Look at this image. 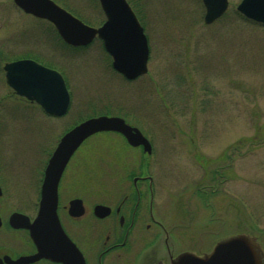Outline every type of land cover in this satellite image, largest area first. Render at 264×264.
I'll return each instance as SVG.
<instances>
[{"label":"rangeland","instance_id":"1","mask_svg":"<svg viewBox=\"0 0 264 264\" xmlns=\"http://www.w3.org/2000/svg\"><path fill=\"white\" fill-rule=\"evenodd\" d=\"M54 1L92 27L105 19L98 0ZM239 1L228 0L207 25L201 0H127L149 44L147 73L127 80L101 40L65 45L47 21L0 0L4 172L35 176L67 129L94 114L117 115L156 146L146 163L160 191L174 194L200 232L209 227L207 242L195 239L197 248L240 231L258 235L264 247V26L239 14ZM32 55L63 74L71 96L63 117H48L6 84L3 64ZM125 145L117 133L101 132L79 147L78 165L65 176L82 181L88 204L112 190V178L141 169Z\"/></svg>","mask_w":264,"mask_h":264},{"label":"flooded vegetation","instance_id":"2","mask_svg":"<svg viewBox=\"0 0 264 264\" xmlns=\"http://www.w3.org/2000/svg\"><path fill=\"white\" fill-rule=\"evenodd\" d=\"M32 56L20 58L36 60L38 57ZM117 134L135 154L137 167L141 169L112 178L115 184L112 190L88 204L82 195V181L75 176H65L71 163L78 165L80 145L57 184L59 231L52 229L50 217H38L44 172L52 152L35 176H11L4 172L6 166L0 165V264H170L174 254L197 249L195 239L198 242L208 239L209 227L203 225L200 234L194 220L182 215L174 194L160 191L162 185L146 163L147 157L157 155L152 139L142 132L151 145L148 153L142 145L131 146ZM120 152L117 151L114 162L119 163ZM94 188L97 190L98 186ZM72 200H81V209L70 210ZM96 205L104 207L96 211Z\"/></svg>","mask_w":264,"mask_h":264},{"label":"water","instance_id":"3","mask_svg":"<svg viewBox=\"0 0 264 264\" xmlns=\"http://www.w3.org/2000/svg\"><path fill=\"white\" fill-rule=\"evenodd\" d=\"M12 1L22 12L51 23L63 42L70 46H87L95 38L100 39L111 57L112 68L125 79L133 80L147 73V37L127 0H98L105 17L98 27L84 23L53 0ZM201 2L203 22L207 25L217 20L228 6V0ZM236 10L244 18L264 26V0H240ZM2 68L6 84L17 95L36 102L49 116L66 114L70 96L60 72L30 58L5 62ZM100 132L119 133L129 145H142L144 151H151V145L142 132L116 115L91 116L66 131L48 159L42 183L38 217H50L52 229L60 230L56 214L60 176L73 152L87 138ZM81 207V200L70 202V210ZM103 207L96 205L95 210ZM206 246L204 250L200 247L178 252L170 264H264V247L253 232H236Z\"/></svg>","mask_w":264,"mask_h":264},{"label":"trees","instance_id":"4","mask_svg":"<svg viewBox=\"0 0 264 264\" xmlns=\"http://www.w3.org/2000/svg\"><path fill=\"white\" fill-rule=\"evenodd\" d=\"M62 7H64L66 10H68V11H70L66 6H62ZM72 12V11H71ZM83 20V19H82ZM50 25V27H52L53 28V26L51 25V24H49ZM53 30L55 31V29L53 28ZM94 115H96V114H94Z\"/></svg>","mask_w":264,"mask_h":264}]
</instances>
